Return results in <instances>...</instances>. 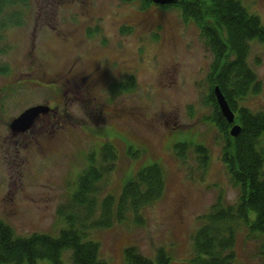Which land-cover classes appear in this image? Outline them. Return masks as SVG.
<instances>
[{"label": "rangeland", "instance_id": "374dc122", "mask_svg": "<svg viewBox=\"0 0 264 264\" xmlns=\"http://www.w3.org/2000/svg\"><path fill=\"white\" fill-rule=\"evenodd\" d=\"M237 1L264 26V0ZM22 22L3 32L0 58V221L15 237L55 238L69 227L57 212L91 162L104 168L99 201L157 165L162 194L140 207L139 220L91 230L83 242L96 243L105 264H124L129 247L192 264L200 219L218 200L233 206L239 196L222 163L226 141L207 101L213 56L198 28L174 5L141 0H29ZM247 64L261 91L237 109L264 113V44H249ZM36 106L53 109L59 123L41 117L24 135L11 134L10 122ZM176 144L185 145L181 154ZM111 147L115 159L103 163ZM233 252L235 264H264V235L240 223ZM61 264H71L69 252Z\"/></svg>", "mask_w": 264, "mask_h": 264}, {"label": "trees", "instance_id": "16d2710c", "mask_svg": "<svg viewBox=\"0 0 264 264\" xmlns=\"http://www.w3.org/2000/svg\"><path fill=\"white\" fill-rule=\"evenodd\" d=\"M28 1L0 0V58L6 52L3 32L22 25ZM141 4L148 7L151 2L141 0ZM174 7L183 20L195 24L212 53L206 79L207 101L213 108L212 122L226 141L222 163L231 183L239 190L233 206H223L218 200L200 219L202 226L192 238L195 254L192 264H235L236 227L241 223L250 233L264 235V113L237 109L238 102L244 101L249 93L257 95L261 91V83L249 68L247 57L252 41L264 44V26L258 16L249 14L237 0H178ZM6 70V65L0 62V75ZM215 87L234 113V124L240 127L236 138L229 137L231 125L222 118L215 103ZM184 147L176 144L174 149L181 154ZM199 149L196 147L195 153L199 154L200 164L204 166ZM104 151L108 153L101 159L103 163L108 158L115 159L112 147L111 154ZM102 168L101 163L94 166L91 162L77 177L76 190L68 199V207L57 212L59 219L65 220L69 227L57 237L44 234L15 237L0 221V264H37L40 261L61 264L67 252L71 264H105L98 258V245L83 242L84 237L91 230L108 228L114 221L121 222L128 216L137 222L140 207L161 197L162 171L157 165L145 167L123 185L117 198L110 196L99 201L97 194L105 174ZM124 264H169V259L162 249L151 260L129 247L124 250Z\"/></svg>", "mask_w": 264, "mask_h": 264}, {"label": "water", "instance_id": "95a60500", "mask_svg": "<svg viewBox=\"0 0 264 264\" xmlns=\"http://www.w3.org/2000/svg\"><path fill=\"white\" fill-rule=\"evenodd\" d=\"M154 5L165 7L176 5L178 0H150ZM213 96L217 104L218 110L222 118L231 125L229 130V135L232 138H236L240 132V127L237 124H234V113L228 107L223 95L217 87L213 89ZM50 109L45 106H36L25 110L17 118L13 119L9 124V130L11 134H22L30 130L35 120L40 115L48 114Z\"/></svg>", "mask_w": 264, "mask_h": 264}, {"label": "flooded vegetation", "instance_id": "af4514ba", "mask_svg": "<svg viewBox=\"0 0 264 264\" xmlns=\"http://www.w3.org/2000/svg\"><path fill=\"white\" fill-rule=\"evenodd\" d=\"M87 80H88V78L86 77V78H84L83 81H84V82H87ZM72 87H73V85H72V84H69V88H72ZM54 113H55V112L53 111V109L50 108L49 113L46 114V115H40V116L35 120V123H36L37 120L41 119V117H43V119H45V121L49 119V120H51V121L54 120V121H57V122H58L59 119L55 116ZM56 119H58V120H56ZM35 123H34V124H35ZM58 123H59V122H58ZM24 134H25V133H22V134H15V135L17 136V135H24Z\"/></svg>", "mask_w": 264, "mask_h": 264}]
</instances>
